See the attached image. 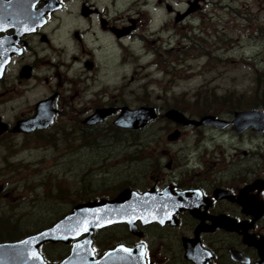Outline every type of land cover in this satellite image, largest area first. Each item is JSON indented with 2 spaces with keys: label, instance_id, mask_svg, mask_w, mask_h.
<instances>
[{
  "label": "rangeland",
  "instance_id": "rangeland-1",
  "mask_svg": "<svg viewBox=\"0 0 264 264\" xmlns=\"http://www.w3.org/2000/svg\"><path fill=\"white\" fill-rule=\"evenodd\" d=\"M169 1L179 10L188 7L185 0H96L103 13L114 19L148 3L143 7L148 18L124 39H86L93 49L88 57L94 62L91 70L83 66L86 53L68 67H59L65 72L62 78L54 68L37 69L31 80L42 83L47 75L48 82L32 88L24 101H14L22 111L32 107L36 112V99L45 92L67 89L51 126L0 140V230L1 224H21L17 235L27 234L50 225L74 203L107 197L123 186L145 189L152 183H189L205 170L235 172L237 165H231L235 160H250L249 166L264 160V131L237 134L228 129L182 127L163 115L174 107L198 117L213 108L215 114L228 118L235 109L255 104L264 108V0H199L200 8L179 21L162 14L166 13L163 2ZM190 1L194 7L196 1ZM197 18H201L200 30L193 28ZM164 23L171 29L162 30ZM73 27L54 34L61 37L57 45L64 50L59 55L67 62L76 53L77 42L69 35ZM90 30L100 37L94 25ZM51 98L53 94L39 101ZM101 103L130 108L154 105L159 116L141 129H119L112 124L114 116L94 127L83 125L81 120ZM175 128L180 135L170 142L166 135ZM169 160H173L170 169ZM197 160H218V164L206 169ZM3 192L20 198L10 205ZM3 203L8 209L22 210H8ZM99 235L109 242L125 236L115 227Z\"/></svg>",
  "mask_w": 264,
  "mask_h": 264
},
{
  "label": "flooded vegetation",
  "instance_id": "flooded-vegetation-1",
  "mask_svg": "<svg viewBox=\"0 0 264 264\" xmlns=\"http://www.w3.org/2000/svg\"><path fill=\"white\" fill-rule=\"evenodd\" d=\"M189 1L185 0L187 4ZM160 2L161 0H158V3ZM139 6L140 8L134 13L114 19L103 13L104 7L100 8L96 0H0V140H4L6 136L29 134L40 130L23 133L18 128L17 120L30 118L35 112L32 107L24 112L19 108V104L14 103L17 99L24 101L26 96L30 95L32 88L48 82L47 75L42 83L31 80L36 77L38 68L48 70L54 68L55 73H59L57 77L62 78L65 77V72L61 73L59 67H68L69 64L79 60L80 53H86L87 56L82 59L83 66L91 70L94 62L88 57L93 55V49L87 45L86 39L94 41L112 36L121 40L130 36L148 18V10H144L143 7H149V4L143 3ZM163 6L166 11L162 13L163 15L170 14L171 21H179L189 18L187 15L190 12L199 9L200 1L196 0L194 7L188 4V7L185 6L183 10L176 9L174 3L170 1L163 2ZM65 20L68 23H65ZM72 25L74 27L69 35L74 36L77 42L73 45L76 53L70 57V60L67 59V62L59 55V52L63 53L64 50L62 45H57V42H61V37L54 34L62 29L67 32ZM92 25L101 33L100 37L95 35L94 30H90ZM161 25L162 30L171 29L169 23ZM201 27V18H197L193 28L200 30ZM53 39L57 41L52 42ZM78 45L81 46L80 51L77 50ZM65 90L59 88L48 94L45 92L39 98L53 94V106L57 111L55 116L59 113V100ZM39 99H36L38 100L36 105L40 102ZM104 106L118 107L110 103H101L98 107ZM44 107V104H39V111ZM9 116L14 120L4 119ZM200 127L232 131L230 125L222 128L212 125ZM248 130L250 129L245 131ZM174 141L176 140L170 142ZM242 154L247 155L248 151L242 150ZM197 161L204 164L206 169V165L218 164V160ZM249 161L231 162V165H237L235 172L223 173V168L217 166L222 173H219L220 170L208 173L205 170L202 175H198L201 177L197 181L152 183L145 189L128 185L104 197L110 200L125 188L138 192L153 188L155 192H160L164 188L171 187V192H186V205L166 209L170 215H167L164 222L136 221L134 232L124 221L94 228L90 236L92 259L97 260L107 250L121 245L122 250L126 252L137 247L142 250V253L135 252L134 260L130 262L127 261L128 255L123 254L120 262L114 261L111 264H264V160L250 166ZM240 164L243 166L240 167ZM166 166L170 169L173 166V160H169ZM1 188L0 193L3 191V186ZM4 195L10 198L8 201L10 205L15 202L12 200L20 198L6 192L2 193V196ZM8 206L4 208L8 209ZM8 210L18 212L22 208L11 207ZM2 225L5 230L3 237L6 239L0 242L18 241L49 227L42 226L27 234L17 235V229L21 227V224L16 227ZM112 227L120 228L125 236L114 242L107 241L105 235L98 237L99 232ZM85 236L79 235L66 243L44 242L39 245V252L48 262H60L68 255L73 243L82 240ZM47 248L51 251L48 252ZM52 255H55L56 259Z\"/></svg>",
  "mask_w": 264,
  "mask_h": 264
},
{
  "label": "water",
  "instance_id": "water-1",
  "mask_svg": "<svg viewBox=\"0 0 264 264\" xmlns=\"http://www.w3.org/2000/svg\"><path fill=\"white\" fill-rule=\"evenodd\" d=\"M51 103L52 98L49 101H42L40 105L44 104L45 107L40 111L37 108L35 115L30 119L19 121L17 123L18 128L30 131L35 127H47L53 121L55 112ZM114 112L115 108L113 107L97 108L83 119L82 123L87 125L98 124ZM156 116L157 109L155 106L141 105L136 108L122 106L118 115L112 120V124L121 128L141 129L154 120ZM164 116L182 125L213 124L225 127L230 124L236 132H242L248 127L253 128L255 131L264 130V110L257 108L234 111L230 120L215 118L213 115H203L199 119L188 118L184 113L174 108L165 111ZM178 136L179 131L175 129L166 138L167 140H175ZM170 188L167 187L160 192H154L151 188L142 193L125 188L110 200L99 199L98 201L79 203L52 227L16 242L0 243V264H70L75 260L81 264H91L89 261L91 258L90 236L93 227L124 221L128 223L130 230L134 232L133 223L138 218L144 217L143 222L161 221L160 218L164 213L160 212L159 209L160 200H163L161 207L165 208L169 205L167 199L177 205L180 203L178 199L184 195V192L180 191H176L177 193L171 192ZM165 214L169 213L165 212ZM164 221L165 219L162 220V222ZM83 233H87L86 237L77 243L75 242L70 254L65 258L66 260L64 259L59 263L44 261L37 251V246L44 241L60 240L67 242L69 239ZM130 253L132 252L130 251Z\"/></svg>",
  "mask_w": 264,
  "mask_h": 264
},
{
  "label": "trees",
  "instance_id": "trees-1",
  "mask_svg": "<svg viewBox=\"0 0 264 264\" xmlns=\"http://www.w3.org/2000/svg\"><path fill=\"white\" fill-rule=\"evenodd\" d=\"M223 100H225V99H223ZM212 101H216V100H212ZM258 104H255L254 106H257ZM207 110L208 111H210V110H212V111H214L213 110V108H207ZM1 230H0V236H3V234L5 233V230H4V227H3V225L1 224Z\"/></svg>",
  "mask_w": 264,
  "mask_h": 264
}]
</instances>
